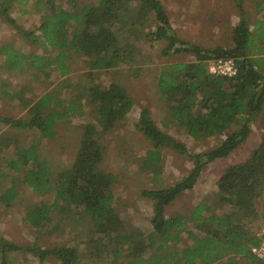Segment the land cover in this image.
I'll return each instance as SVG.
<instances>
[{"label": "trees", "instance_id": "obj_1", "mask_svg": "<svg viewBox=\"0 0 264 264\" xmlns=\"http://www.w3.org/2000/svg\"><path fill=\"white\" fill-rule=\"evenodd\" d=\"M13 1L0 0V16L26 39L33 43L41 39L57 52L25 54L2 45L5 64L20 68L27 63L36 79L40 73L49 78L57 71L60 80L35 98L28 107V117L0 115V124L39 133V139L27 146H21L8 132L0 139V163L7 168L5 172L0 166V177L12 178L11 186L0 192V203L8 208L16 201L19 180L37 195L52 193L51 201L28 203L24 219L38 232L58 228L62 222L64 226L72 221L82 226L90 221L91 250L86 255L72 243L45 247L36 241L17 244L0 236V264H22L8 255L19 251L32 254L41 264L48 257L58 264H86V258L93 264L110 258L111 264H239L243 259L264 264L249 249L257 243L261 226L254 230L252 224L264 189V115L259 143L244 161L226 167L216 189L192 208L189 218L166 214L167 206L193 188L205 165L226 158L247 140L252 122L262 114L264 16L251 18L244 0H234L238 20L232 27V44L206 48L177 36L161 0H37L40 22L36 30L40 34L17 26L9 15ZM255 7L264 15V0H256ZM153 40L166 42L163 56L181 52L192 55L189 61L164 65L157 76L168 118L194 140L216 142L206 150L192 151L163 131L148 107H141L134 125L150 146L140 159V172L151 173L152 180L157 181L164 148L191 163L190 170L173 183L141 190L153 211L151 229L145 233L125 227L114 207L117 173L104 162V135L121 126L134 102L123 83L114 78L105 82L100 76L106 72L117 75L121 67H129V71L140 64L142 44ZM74 56L84 66L76 82L68 79ZM218 57L234 58L237 70L233 76L208 72L209 60ZM26 92L21 86L13 96L21 101ZM72 115L87 120L78 125L71 162L62 164L45 155L40 141L58 139L59 126L66 128ZM11 146H21L14 156H8ZM52 209L64 214L55 223ZM216 209L228 210L218 213ZM183 233L190 243L183 242ZM121 259L124 261L118 263Z\"/></svg>", "mask_w": 264, "mask_h": 264}, {"label": "rangeland", "instance_id": "obj_2", "mask_svg": "<svg viewBox=\"0 0 264 264\" xmlns=\"http://www.w3.org/2000/svg\"><path fill=\"white\" fill-rule=\"evenodd\" d=\"M36 1L15 0L11 2L9 15L15 20L18 27L25 30H35V33L40 34L36 30L40 22V16L35 9ZM161 2L177 36L181 40L206 48L232 44V27L238 20V9L234 0H161ZM255 4L256 0H244V7L253 19L264 16L256 12ZM67 5V2L63 3L64 7ZM41 41L39 39L36 43H33L31 40L26 39L17 28L3 16H0V47L2 45L11 46L25 54H56L57 50L51 51ZM165 44L164 40L143 43V58L140 64L129 71L126 70L129 67H121L117 75L106 72L100 76L105 82L114 78L123 83L134 102L121 126L115 131L104 135V162L107 168H111L117 173V181L113 188L114 207L124 219L125 227L127 229L136 227L145 233L151 229L150 221L153 211L150 199L142 196L141 190L173 183L190 170L191 163L172 150L164 148L162 149L157 181L152 180L151 173L140 172V159L142 160L145 157L146 149L150 146L148 140L134 125L141 107H148L158 126L176 139L183 141L192 151L206 150L216 142L215 140L196 141L186 135L181 128L177 127L168 118L169 114L165 102L161 100L158 92L157 76L164 65L189 61L192 59V55L181 52L163 56L161 50ZM73 58L74 60L71 59L72 72L68 75V79L76 82L79 74L84 71V66L81 59L76 56ZM260 68L264 73V60ZM32 69L27 63L20 68H9L5 64L4 54L0 52V115L13 118L28 117V107L35 98L54 87L60 80L57 71L52 72L49 78H45L40 73L36 79ZM21 86H25L27 92L23 100L19 101L13 95ZM263 115L264 105L262 114L252 122L247 140L226 158L216 159L205 165L193 188L181 193L166 207L167 215L178 213L189 218L192 208L216 189V181L226 167L231 163L242 162L247 158L250 150L260 141L263 132L260 119ZM86 120V117L72 115L66 128L63 125L59 126L58 139H41V148L44 152L46 151L45 155L62 164L71 162L76 150L78 125ZM6 132L10 136L16 137L21 146H27L32 141L39 139V133L34 130H19L0 124V139L6 136ZM20 147L11 146L8 150V156L16 155ZM0 166L3 171L7 172L4 162H1ZM8 172L12 173V171ZM11 180L12 178L9 175L0 177V192L11 186ZM16 189L19 195L10 207L6 208L3 203H0V236L17 244H29L36 241L45 247L72 243L88 255L89 250H91L89 243L91 234L87 231V228L91 227L90 221H85L82 226H78L74 221L71 224L68 223V226H64L62 222L58 228L48 227V229L38 232L24 219L25 207L32 201L36 202L41 199L51 201L52 193L37 195L20 180ZM226 210L228 209H216L218 213ZM255 210H257L258 216L252 224L254 230L264 224V189ZM50 214L52 223H55L59 216L63 217L64 215L56 209H52ZM182 237L184 243L191 242L188 240L186 233H183ZM83 242L84 245L81 244ZM8 255L11 260L22 264H41L38 258L30 253L19 251L9 252ZM110 259L100 260L98 264H111ZM84 261L86 264H93L87 258ZM123 261L124 259H121L117 262L121 263ZM44 264H58V261L53 257H48ZM239 264L261 263H253L243 259Z\"/></svg>", "mask_w": 264, "mask_h": 264}, {"label": "built area", "instance_id": "obj_3", "mask_svg": "<svg viewBox=\"0 0 264 264\" xmlns=\"http://www.w3.org/2000/svg\"><path fill=\"white\" fill-rule=\"evenodd\" d=\"M208 72L224 76H233L236 73L237 66L234 58L218 57L210 59L207 66ZM257 243L250 245V252L259 260L264 262V224H262L256 233Z\"/></svg>", "mask_w": 264, "mask_h": 264}]
</instances>
